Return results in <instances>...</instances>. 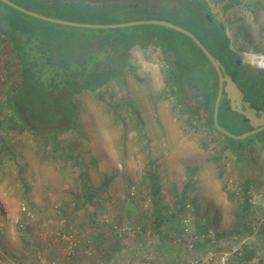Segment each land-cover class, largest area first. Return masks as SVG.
Wrapping results in <instances>:
<instances>
[{
  "label": "rangeland",
  "instance_id": "obj_1",
  "mask_svg": "<svg viewBox=\"0 0 264 264\" xmlns=\"http://www.w3.org/2000/svg\"><path fill=\"white\" fill-rule=\"evenodd\" d=\"M207 1L240 63L254 68L264 55V0ZM112 29L105 34L121 32ZM168 35L195 52L185 37ZM126 58L117 78L73 97L69 125L37 133L14 106L19 63L0 34V263L61 264L56 233L72 231L96 253L65 264H104L126 246L137 251L120 264H194L209 252L195 264H264V130L224 138L176 101L159 49L133 47ZM200 75L213 78L209 66ZM50 116L39 126L68 119ZM5 241L16 252H3ZM243 249L254 257L238 263Z\"/></svg>",
  "mask_w": 264,
  "mask_h": 264
},
{
  "label": "trees",
  "instance_id": "obj_2",
  "mask_svg": "<svg viewBox=\"0 0 264 264\" xmlns=\"http://www.w3.org/2000/svg\"><path fill=\"white\" fill-rule=\"evenodd\" d=\"M11 1L49 17L82 23H101L94 20L95 16L113 17L123 12H127L126 16L115 18L113 23L145 19L171 21L193 32L225 66L226 72L234 74L235 81L244 93V100L250 101L251 107L258 111H264V69L253 68L250 64L242 62L238 64L239 56L230 47V38L225 28L217 20L208 18L210 10L206 0H180L178 11L173 17H157L138 7L122 10L105 6L91 10L74 3L56 2L50 5L45 0ZM0 4L7 8L6 11L0 8V34L9 39L19 63L20 85L16 89V98L21 104L18 105L16 102L14 106L20 112L21 107L24 108L25 113L34 122L30 124L21 112L20 117L28 129L39 133L35 126L41 125L44 116L50 114L60 120L68 118L76 94L95 89L116 78L117 75L106 70L97 57L99 53H105L107 47L123 55L133 47L146 49L154 45L162 50L164 57L167 48L175 55V59H172L175 67L169 66L167 70L172 94L176 95L182 89L183 80L197 84L207 97L210 115L207 125L224 138L232 140L220 133L213 123L212 116L218 91L216 70L203 51L183 33L160 25L144 24L131 26L130 32L122 31L126 27L112 29L121 31L117 36L105 34V29H98L100 33L97 34L95 33L97 29L47 22L22 13L1 1ZM143 27L145 28L141 29ZM170 33H178L185 37L195 52H191L184 44L175 45L168 35ZM207 66L211 69L213 78L208 76L204 79V75H200L206 73ZM36 119L41 122L38 123ZM219 123L234 134L251 130L249 121L231 108L225 93L219 107ZM262 143L264 144V138ZM243 146L240 144L233 151L242 152ZM231 182L226 180L225 184L230 187L233 184ZM232 193H235V189ZM246 199L250 204V200ZM164 220V217H159L157 225H161ZM235 257L238 263L241 260H251L254 257V250L243 249V256L236 254Z\"/></svg>",
  "mask_w": 264,
  "mask_h": 264
},
{
  "label": "water",
  "instance_id": "obj_3",
  "mask_svg": "<svg viewBox=\"0 0 264 264\" xmlns=\"http://www.w3.org/2000/svg\"><path fill=\"white\" fill-rule=\"evenodd\" d=\"M1 2L13 7L14 9L25 13L29 16L34 18H38L47 22L72 26V27H81V28H93V29H105V28H122L128 26H135V25H144V24H152V25H160L164 26L178 32L183 33L184 35L188 36L193 40V42L203 51V53L207 56L211 64L216 70L218 76V91L217 96L214 104V112H213V123L215 128L225 136L232 138V139H245L249 136L258 134L259 132L264 130V111L257 110L256 108L251 107V102L244 100V93L239 88L237 82L234 79V74H228L225 70V66L216 59L212 53L206 48V46L200 41V39L191 31L183 28L177 24L172 23L171 21L167 20H160V19H145V20H135V21H128L122 23H112V24H99V23H82V22H75L69 21L64 19H58L54 17H49L35 11L29 10L25 7H22L11 0H0ZM209 18V15H208ZM240 62V60L238 59ZM224 93L226 97L230 101L231 108L242 114L248 121L251 126V130L243 132L241 134H234L225 127L221 126L219 123L218 115H219V107L221 100L223 98ZM23 117L26 118L30 124L34 122L29 118L27 113L23 114ZM71 118H68L63 121L56 122L53 125L41 127L35 126L37 130L48 131V130H55L65 125H69L71 123Z\"/></svg>",
  "mask_w": 264,
  "mask_h": 264
},
{
  "label": "flooded vegetation",
  "instance_id": "obj_4",
  "mask_svg": "<svg viewBox=\"0 0 264 264\" xmlns=\"http://www.w3.org/2000/svg\"><path fill=\"white\" fill-rule=\"evenodd\" d=\"M47 4H55L56 2H61L62 4L74 3L80 6L88 7L91 10H97L99 8L116 7L122 10H128L132 7H138L139 9L146 10L150 14L157 17H173L178 11V4L180 0H45ZM65 7V6H64ZM63 9L65 10V8ZM67 9V8H66ZM162 50L154 45H150ZM149 46V47H150ZM139 47V46H138ZM140 48V47H139ZM143 49V48H140ZM163 54V53H162ZM97 57L100 58L101 65L108 71L114 73L115 75H121L123 69L127 63L126 53L121 54L115 52L113 49L107 47L105 53H99ZM168 61L167 66L175 67L172 59H175V55L170 48H167V53L164 57ZM238 64L240 62L238 61ZM264 69V68H263ZM116 76V78H117ZM182 89L174 95L176 101L180 102V105L184 108L188 116L193 117L200 123L208 124V119H210L208 111L207 97L199 88L197 84L192 81L183 80L181 84ZM214 112V110H213ZM213 118V116H212ZM219 119V115H218Z\"/></svg>",
  "mask_w": 264,
  "mask_h": 264
},
{
  "label": "built area",
  "instance_id": "obj_5",
  "mask_svg": "<svg viewBox=\"0 0 264 264\" xmlns=\"http://www.w3.org/2000/svg\"><path fill=\"white\" fill-rule=\"evenodd\" d=\"M256 68L258 69H263L264 68V56H258L256 57ZM133 188L131 189V193L134 194V191H132ZM23 210L27 211V216H33L31 211H28L26 206H23ZM123 232L119 233V236H123ZM57 238L60 241V257L62 260H72L76 258L78 255L82 254L85 257H92L95 255L96 250L93 247L90 242H85L83 241L76 233L72 231H58L56 233ZM212 254L209 252L206 257H200L198 261L195 263H204L207 262L209 259H211ZM194 263V264H195ZM40 264H58L57 261H46L45 259L43 260L41 258Z\"/></svg>",
  "mask_w": 264,
  "mask_h": 264
},
{
  "label": "crops",
  "instance_id": "obj_6",
  "mask_svg": "<svg viewBox=\"0 0 264 264\" xmlns=\"http://www.w3.org/2000/svg\"><path fill=\"white\" fill-rule=\"evenodd\" d=\"M207 1V0H206ZM223 2H228V0H222ZM234 2H237L238 0H233ZM232 0L230 1V2H233ZM233 2V3H234ZM207 3H208V6L210 7V3L207 1ZM209 10H210V8H209ZM209 15V14H208ZM209 18H210V15H209ZM214 19V18H213ZM215 20V19H214ZM224 27V26H223ZM261 56H264V55H261ZM255 58H256V56H254ZM257 59V58H256ZM0 74H2L1 72H0ZM108 181V180H107ZM106 181V182H107ZM64 188V187H63ZM48 194H50L49 192H48ZM27 208V207H26ZM22 210H23V208H22ZM24 211V213L25 214H27V211L26 210H23ZM129 239V238H128ZM9 241H5V246H2V248L1 249H3L2 251L4 252L5 251V253H8L9 252V254H10V252H14V251H12V249L10 248V245H9V243H8ZM137 248L136 247H134V246H126V249L123 251V250H121V253H122V255H120V254H115V255H112V256H110L109 257V261L107 260L104 264H120V261H121V259H124V257H125V259H127V258H131V257H133V254L137 251L136 250ZM144 251V250H143ZM16 252V251H15ZM5 253H4V255H5ZM3 255V254H2ZM124 256V257H123ZM81 257H85V256H83L82 254H80V255H78L76 258H74L73 259V261H75V263H77V261L81 258ZM9 259L7 258V261H8ZM71 261V260H70ZM65 263H67L66 261H64L63 263H61V264H65ZM1 264V263H0ZM74 264V263H73Z\"/></svg>",
  "mask_w": 264,
  "mask_h": 264
}]
</instances>
